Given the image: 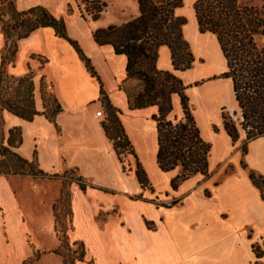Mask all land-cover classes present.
Returning a JSON list of instances; mask_svg holds the SVG:
<instances>
[{
	"label": "crops",
	"instance_id": "obj_1",
	"mask_svg": "<svg viewBox=\"0 0 264 264\" xmlns=\"http://www.w3.org/2000/svg\"><path fill=\"white\" fill-rule=\"evenodd\" d=\"M84 1L14 0L20 12L41 6L62 19L68 37L79 44L96 76L67 40L51 27L40 28L18 42L16 59L7 72L14 78L35 73L34 96L39 112L44 111L40 80L45 74L62 106L57 125L45 116L28 122L8 111L3 114L5 145L10 130L19 128L22 132V144L12 149L16 155L29 163L36 161L49 176L74 170L85 180L86 191L75 181L70 185L68 236L85 247L84 261L78 264H264V254L258 258L253 248L260 246L264 251V199L249 177V170L264 176V137L250 142L244 153L245 133L241 132L234 143L224 129L223 108L233 112L237 104L234 101L226 107L219 91L228 84L233 90V84L218 78L227 71V63L217 37L201 33L196 13H182L179 8L177 16L187 19L183 32L195 58L193 67L175 71L171 50L161 46L158 51L157 70L173 73L188 87L186 94L201 136L212 146L210 176L196 175L175 191L171 180L179 172L165 173L157 164L154 116L158 107L129 108L122 89L128 76V58L116 54L111 45H99L94 38L98 29L137 18L138 0V14L109 24L85 18L80 12ZM5 45L0 23V72ZM215 55H222L226 63L218 70L212 65ZM198 66L206 73L194 77ZM102 87L111 105L121 112L120 121L152 190L140 186L134 156L129 155L130 168L123 170L106 136ZM172 101L171 116L182 118L180 98L174 95ZM100 111L102 117L97 116ZM214 138L225 146L221 156ZM220 165L232 166V172L218 179ZM49 179L0 173V264L30 260L34 256L33 237L40 231L48 232L59 243L52 205L60 198L62 182ZM166 199L176 204L168 207L163 203Z\"/></svg>",
	"mask_w": 264,
	"mask_h": 264
},
{
	"label": "trees",
	"instance_id": "obj_2",
	"mask_svg": "<svg viewBox=\"0 0 264 264\" xmlns=\"http://www.w3.org/2000/svg\"><path fill=\"white\" fill-rule=\"evenodd\" d=\"M262 1L261 8L243 5L239 0H197L194 4L200 32L212 33L217 37L226 60L227 71L218 78L232 81L240 117L234 119L229 111L223 108V125L234 143L240 139L241 132L245 133L244 153H247L250 142L264 137V44L261 43L264 39V0ZM138 5L140 15L137 18L120 26L98 29L94 38L99 45H111L116 54L127 56L128 76L122 89L127 94L129 108L136 110L158 107V115L154 116L157 122L159 146L157 164L165 173L179 172L171 180V187L176 191L183 182L196 175L204 178L210 176L209 158L212 150L211 144L202 138L195 121L186 94L188 87L173 73L161 72L156 68L161 46H167L171 50L175 71L184 72L193 67L195 58L183 32L187 19L176 14L177 10L183 7L184 2L183 0H138ZM98 17L96 16L95 20ZM0 23L6 41L0 72V151L3 156L16 158L27 166L36 164L38 171L29 172L33 177L61 179L60 175L45 174L39 169L36 161L29 163L13 152V148H18L22 144L21 129L10 130L5 145L3 119L5 111L28 122L33 121L36 116H45L56 125V118L62 112L53 85L45 74H42L40 80L44 111L39 112L36 109L34 96L35 73L31 71L23 77L14 78L8 74L7 67L16 59L20 40L40 28L51 27L60 38L67 40L77 50L94 77L96 72L79 44L68 37L64 21L54 17L46 8L38 6L20 12L16 9L14 0H0ZM134 77L143 83V89L135 95L125 87ZM101 91L100 101L108 116L102 127L113 143L123 170H127L124 154L134 156L136 177L140 186L152 190L146 171L137 160L134 148L120 121L121 112L111 105L103 87ZM174 95L180 98L183 116L171 120ZM214 130L218 131L216 127ZM243 168L248 169V166L243 164ZM72 172L77 171L72 170ZM249 177L264 199V176L249 170ZM76 182L83 191L87 190L82 177H78ZM63 185L68 184L64 182ZM174 204L176 201L172 206ZM253 248L257 257L261 258L264 254L262 248L256 245ZM39 257L38 251L34 253L35 259Z\"/></svg>",
	"mask_w": 264,
	"mask_h": 264
},
{
	"label": "rangeland",
	"instance_id": "obj_3",
	"mask_svg": "<svg viewBox=\"0 0 264 264\" xmlns=\"http://www.w3.org/2000/svg\"><path fill=\"white\" fill-rule=\"evenodd\" d=\"M197 0H183L184 5L182 7V13H195L194 4ZM243 5H251L258 8L263 6L262 0H239ZM80 12L82 15L90 21H97L103 24H109L117 19L125 18L126 16H133L134 14H138V6L137 0H87L81 4ZM8 13V12H7ZM99 16L97 20L95 17ZM109 26H118V25H109ZM107 26L106 28H108ZM261 43L264 44V39L261 40ZM214 69L218 70L225 65V60L223 56L215 55L214 61ZM206 70H201L200 66L196 68V72L194 77L201 76ZM202 72V73H201ZM132 94H137L143 89V83L138 78L134 77L130 79L125 86ZM222 94V100L225 103L226 107H229L234 103V95L231 85L223 86L219 88ZM51 102V99L50 101ZM104 118L107 119V111L103 108ZM234 119H238L240 117V111L238 107L233 111L229 112ZM237 113V114H236ZM175 116H171V120H174ZM180 118V116H178ZM203 133L206 137H208L207 128L202 125ZM1 131V126H0ZM215 147L218 149V155L221 156L225 152V146L222 141L219 139H212ZM125 165L127 170L130 168L129 163V155L124 154L123 156ZM30 170L36 172L37 166L33 164L31 166H27L16 158H11L9 156L5 157L0 151V173L8 176L15 177H33L29 175ZM232 172V166L230 165H220L217 170V178L221 179L224 175ZM61 179H49L50 181L58 180L62 182V188L60 192V198L56 200V202L52 205L53 217L55 222V228L57 227V240L54 236L50 235L48 232L40 231L36 237H33L34 243L32 246L34 247V253L39 252V259H35L34 256L25 262L24 264H78L79 262L84 261L85 258V247L83 244L78 242H73L69 239V232L71 230V210H70V185L72 182H76L79 177L77 172L68 171L64 175H61ZM34 179H45L33 177ZM67 182V186H64L63 183ZM192 181L187 184V186H191ZM174 202L173 199L164 200V204L168 206V204ZM43 221H48V218L43 217ZM40 249V250H37ZM53 249V250H52ZM52 250V251H51ZM52 252V253H51ZM40 260L42 262H40Z\"/></svg>",
	"mask_w": 264,
	"mask_h": 264
},
{
	"label": "built area",
	"instance_id": "obj_4",
	"mask_svg": "<svg viewBox=\"0 0 264 264\" xmlns=\"http://www.w3.org/2000/svg\"><path fill=\"white\" fill-rule=\"evenodd\" d=\"M97 116H98V117H102V116H103V113L100 111V112L97 113ZM172 204H173V202L170 203V204H168V207H171Z\"/></svg>",
	"mask_w": 264,
	"mask_h": 264
}]
</instances>
